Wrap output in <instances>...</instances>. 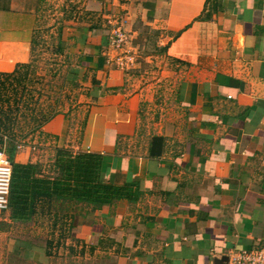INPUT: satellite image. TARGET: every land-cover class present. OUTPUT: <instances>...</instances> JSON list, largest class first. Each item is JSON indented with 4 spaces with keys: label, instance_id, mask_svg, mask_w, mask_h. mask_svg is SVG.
<instances>
[{
    "label": "crops",
    "instance_id": "obj_1",
    "mask_svg": "<svg viewBox=\"0 0 264 264\" xmlns=\"http://www.w3.org/2000/svg\"><path fill=\"white\" fill-rule=\"evenodd\" d=\"M42 2L0 0L1 72L35 52L28 36ZM84 3L52 18L56 48L77 55L74 117L43 108L52 154L23 148L17 158L53 177L57 149L97 153L102 178L133 185V196L100 207L40 197L34 225L65 228L83 264H230L231 251L264 247V0ZM121 19L126 50H151L143 41L162 50L157 81L143 86L142 74L111 61ZM12 250L22 264L47 253L40 237L15 239Z\"/></svg>",
    "mask_w": 264,
    "mask_h": 264
},
{
    "label": "rangeland",
    "instance_id": "obj_2",
    "mask_svg": "<svg viewBox=\"0 0 264 264\" xmlns=\"http://www.w3.org/2000/svg\"><path fill=\"white\" fill-rule=\"evenodd\" d=\"M84 2L87 0H73V2L70 0H43L39 10L42 9L45 12L36 18V27L28 36L31 42L36 44L35 52L31 53L26 62H22L26 64L22 65L13 76L9 78L4 76L0 79V91L3 94L0 98V105H3L7 112L13 109L12 112L10 111L11 120L7 122L10 125V131L0 132V137L4 138L6 142V145L2 146L0 143V146L5 149L10 158L13 157L17 160L19 150L23 148H34L33 157L38 154L37 149L43 147H47L49 155L52 154L51 144L45 145L50 142L49 136H45L40 132V129L36 128L38 121L42 119L41 110L43 108L47 107L45 110H50L52 105L53 108H59L62 112L68 109L65 113L70 116V119L74 117L72 114L78 107L77 89L80 87V83H77L79 68L72 66L77 62V55L71 50L56 48L58 47V29H56L58 24L53 19L57 16L61 18L60 12H65L66 9L72 11L73 14L75 11L76 13L84 11L86 7ZM56 6L58 7L56 8ZM50 10H55L56 14L55 12L50 13ZM17 21V19L16 21L10 20L11 25H16ZM119 22L120 20H117L116 23ZM107 23H109L108 20ZM120 23L122 24V20ZM111 36V40H113V32ZM127 39L130 42L129 36ZM143 43L150 44L151 50L142 44L139 52H131L126 50L127 43L126 47L124 45L123 48H118L112 42L114 49L120 53L118 52L115 57L113 55L114 59L111 58V61L118 62L121 67H125L130 75L142 74L146 79L145 81L142 77V81L145 82H143V86H145L158 80V78H153L151 70L153 66H155L154 69H159V65H155V57L163 52L153 48L152 42L143 41ZM53 47H55L54 50ZM126 56L131 59L129 65H126L123 60L126 59ZM139 64L140 66H137ZM2 67L3 64L0 63V69ZM14 97L18 98L17 102ZM46 157L51 159L49 156ZM18 222L12 221L7 213L0 212V264H22L20 256L12 250V244L14 245L15 239L25 240L36 237L45 241L47 253L42 256V260L36 258L37 260L24 262L25 264H83L81 249L75 247L71 249V246L66 244L67 230L65 228H56L57 233L55 234L44 226V224L49 225L46 220H42L40 227L34 225L38 223L34 219L26 223ZM41 252L42 250H40Z\"/></svg>",
    "mask_w": 264,
    "mask_h": 264
},
{
    "label": "trees",
    "instance_id": "obj_3",
    "mask_svg": "<svg viewBox=\"0 0 264 264\" xmlns=\"http://www.w3.org/2000/svg\"><path fill=\"white\" fill-rule=\"evenodd\" d=\"M24 64L26 63L17 64L12 72L0 71V79L4 76L6 78L13 76ZM2 96L0 91V98ZM14 99L17 102L18 98L14 97ZM10 111L12 112L13 109ZM10 111H5L3 105H0V132L10 131V125L7 123L12 117ZM42 111V119L38 121L37 129H41L50 118ZM0 143L2 146L6 145L4 138L0 137ZM10 160L13 172L7 212L12 221H30L34 215L35 202L40 197L66 196L75 201H86L100 207L114 200L130 199L133 196L131 194L133 185L120 186L102 178L103 156L97 153H74L69 149H57L54 167L58 175L53 177L50 173H42L37 164L33 165L19 158L15 160L13 157Z\"/></svg>",
    "mask_w": 264,
    "mask_h": 264
},
{
    "label": "built area",
    "instance_id": "obj_4",
    "mask_svg": "<svg viewBox=\"0 0 264 264\" xmlns=\"http://www.w3.org/2000/svg\"><path fill=\"white\" fill-rule=\"evenodd\" d=\"M122 20V19H121ZM120 20V21H121ZM122 25H117L114 29L112 42L118 48L128 42L126 32L122 29ZM125 64L129 65L130 58L123 59ZM13 165L8 157L5 149L0 146V212L6 213L9 210V196L11 190ZM230 264H264V247L253 249H242L240 251H231L229 253Z\"/></svg>",
    "mask_w": 264,
    "mask_h": 264
}]
</instances>
